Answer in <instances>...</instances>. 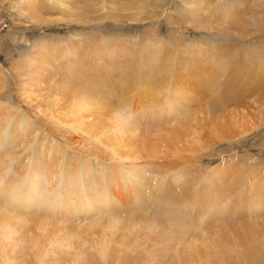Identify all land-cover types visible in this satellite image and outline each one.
Instances as JSON below:
<instances>
[{"label": "rangeland", "instance_id": "rangeland-1", "mask_svg": "<svg viewBox=\"0 0 264 264\" xmlns=\"http://www.w3.org/2000/svg\"><path fill=\"white\" fill-rule=\"evenodd\" d=\"M172 79L190 104L176 108L165 102L156 108L146 88L167 97L173 87L166 88L165 82ZM145 80V88H139ZM126 85L133 88L124 90ZM81 95L105 105L95 120L96 138L72 131L61 118ZM185 112L195 121V143L187 137L186 143L158 148L159 157L153 156L149 146H158V131L180 121ZM111 114L112 120L118 116L142 130L144 146L136 139L121 151H130L136 160H112L102 146L101 130ZM0 129V189L23 195L35 167L42 166L38 181L44 188L56 184L54 199L43 207L37 201L27 208L28 215L46 217L61 228L62 221L69 227L71 221L80 224L83 217L87 222L93 217L91 209L80 210L75 219L70 209L62 211L68 172L75 174L71 182L81 189L77 195L82 201L94 190L106 198L112 179L120 177L126 185L142 174L160 195L147 199L144 218L150 233L159 231L163 212L180 215L161 195H180L192 209L181 220L189 223L191 217L207 232L229 233L231 228L234 235L233 229L264 225V218L251 211L261 200L258 195L264 196V0H71L65 5L58 0H0ZM190 144L192 150H187ZM174 163L182 170L166 171ZM223 168L230 172L227 178L216 171L223 173ZM1 196L3 208L16 214L10 196ZM121 197L116 205L107 200L109 212L103 217L124 219L130 202L135 208L136 196ZM201 207L206 217L195 218ZM30 249L22 264L31 261ZM254 264H264V249Z\"/></svg>", "mask_w": 264, "mask_h": 264}, {"label": "bare ground", "instance_id": "bare-ground-1", "mask_svg": "<svg viewBox=\"0 0 264 264\" xmlns=\"http://www.w3.org/2000/svg\"><path fill=\"white\" fill-rule=\"evenodd\" d=\"M58 1L60 4L65 5L66 2L69 3L71 0ZM169 75L171 76V73ZM132 78L133 80L135 79L134 76H132ZM147 81L148 80H145L139 85H137L138 83L135 84L139 88H145L144 86ZM173 81H175V84L177 83L175 79L165 82V84H167L166 88L168 85L172 88L174 86ZM130 88L133 87L127 86L124 90ZM146 91L149 93V96L153 95L156 108L160 107V109H162L165 102L176 108H184L190 104V101L185 99L187 94L180 97L181 91L179 89H174V87L172 88V92L164 98L154 95L153 89L151 88H146ZM133 95L136 96V93H133ZM54 102L58 103L60 100L55 99ZM138 102L139 99L136 101V104ZM104 106L105 105L101 101L95 98L81 95L74 99V101H71V106H67V111L62 113L61 118L72 131L82 133L89 138H96L98 130L95 126V120H100L103 116L102 111L105 110ZM166 111H163V113H166ZM168 112L169 111H167V113ZM185 114L186 116H182L184 118L180 121V118H177L170 122V124H168L171 125L169 128H164L165 125H163V129L158 131L160 135L157 141L158 146L157 144L149 146V151L153 156L157 157L159 155L158 148L159 151L162 149L165 150L166 148L175 149L182 143H186L187 137H190L193 143H195L193 137L198 135H195L194 129L192 128V121L194 120L187 112H185ZM112 119L113 116L111 114L107 116L104 121L106 124L104 128L102 127L101 131L103 133L100 136L103 141L102 146L110 153V159L112 160H136V157H133L130 151L125 155L122 154L121 151L128 149V144L136 139H140L139 143L141 146H144L145 139L142 137V130L139 126L123 121L118 116H116L115 120ZM1 128H3V126H1ZM217 132L223 131L219 130ZM193 145L194 144L186 145V149L192 150ZM181 167V165H175L174 163L165 168L167 169L166 171H169L168 169L178 171L182 170ZM157 168L159 170H164L161 165L159 167L157 166ZM221 169L216 171L223 177L230 174L229 170L226 168H223V173ZM2 170L3 162L1 160L0 173ZM41 171L42 166L39 165L35 167L34 178H32V180L30 179L29 186L23 195L13 188L6 191L0 189V197H2L1 193L4 196L3 198H5L6 195L10 196L11 202L15 203V205L12 203L13 207L15 206L19 212H22L19 214L18 211L13 208L16 214H11L9 210L6 211V208H3V201L0 202V264H13L15 262V264L24 263L22 258L28 248H31L30 252L32 250L31 253L29 252L31 261H27L25 264H92V259L100 261L102 264H107V262L112 259H115V263L117 264H165V262H171L172 264H239L240 261H250L254 264L257 260V256L262 255L264 249L263 224L254 223L244 228L233 229L235 236L232 234L231 228H229V233H227L225 229L207 232L201 222L200 225H195L191 217L189 223L181 220L180 216L183 217L182 213H191L192 209H190L188 204L184 206L185 202L181 201L180 195H175V197L161 195V198L165 200L163 201L164 204L173 205L180 215L177 216L176 213L163 212L161 214L162 218L160 221L162 224L159 231L150 233L147 230L150 227L149 223L147 224L144 218L150 207L149 200L147 199L150 196L159 199L160 195L158 191H153L155 187L152 183L146 182L142 174H137V178H134V180L126 185L122 183L120 177L112 179L111 185L108 187L107 193L105 194V197L107 196L106 198L99 193L97 197V193L94 190L90 191L89 196L82 201L77 195V192L81 189L77 188L78 185L76 186V183L71 182V178L75 179V174L68 172L63 186L64 197L63 200L60 201L63 206L62 211L70 209L73 215L72 217L75 219L79 215L77 212L80 210H87V212H89L91 209V211H93V217H89L90 219L87 222V217L82 216L83 219H85V223L83 222L84 224L82 222H80V224H74V221H71L73 223H71L69 227L68 225L63 226V224H68L67 220L66 222L62 221L61 228L59 223L56 224L46 217L40 218L28 215V211H31V209L27 208L36 205L37 201L41 200L39 206L43 207L54 199L56 184L53 182L51 187L44 188L38 181V177L42 175ZM46 172H49V175L54 174L51 170H46ZM17 175L20 176L19 170L17 171ZM259 179L261 180L262 178ZM94 180H88L87 186ZM261 185L263 186L261 190L264 193V183H261ZM87 186L84 187V190H87ZM39 192H43V194L40 195L38 194ZM122 195L136 196L138 201L135 204V208L131 210L132 205L130 202L128 205L130 207L127 209L129 213L124 219L119 220L117 216L112 214L110 219L107 218L108 215L106 212H109L108 201L113 199L114 205H116V202L120 204L119 199H122ZM258 197L261 198V200L251 205V207L254 208L251 209V211H253V216L255 218H264V196L258 195ZM154 202L155 201H152V203ZM48 210L52 209L48 208ZM199 211H201V213ZM199 211H197L195 218L206 217L204 207H201ZM87 212L83 211L84 214ZM105 214L107 216L103 217ZM226 217L227 216L224 215L222 218ZM76 220H78V218ZM262 221L264 223V220ZM235 237L239 238L237 241L240 245L236 244ZM148 242H151V245H147ZM139 250L142 251L139 252ZM141 253L143 255H141Z\"/></svg>", "mask_w": 264, "mask_h": 264}]
</instances>
